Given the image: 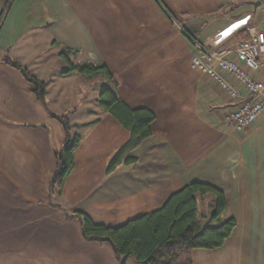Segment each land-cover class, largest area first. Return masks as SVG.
<instances>
[{
  "label": "crops",
  "instance_id": "1",
  "mask_svg": "<svg viewBox=\"0 0 264 264\" xmlns=\"http://www.w3.org/2000/svg\"><path fill=\"white\" fill-rule=\"evenodd\" d=\"M6 5L0 0V57L45 84L46 107L0 58V264H119L108 243L84 240L79 223L66 215L81 212L95 224L119 227L160 209L192 183L221 191L226 210L220 221L236 222L220 249L193 251L192 264H264V116L246 131L234 130L225 117L237 101L190 68L196 49L186 38L209 43L248 17L250 27L260 31L264 0ZM62 53L73 65L106 67L111 82L94 80L130 109L154 115L150 137L133 151L136 164L106 174L129 135L99 109L72 122L77 109L69 100L85 103V96L75 90L78 74L62 76L67 68ZM224 78L247 97L232 77ZM54 117H66L71 133L81 137L59 196L50 195L49 182L65 133ZM206 198L197 196L199 225L216 227L220 223L209 221L214 197ZM198 199L208 201L207 210L199 211Z\"/></svg>",
  "mask_w": 264,
  "mask_h": 264
},
{
  "label": "trees",
  "instance_id": "2",
  "mask_svg": "<svg viewBox=\"0 0 264 264\" xmlns=\"http://www.w3.org/2000/svg\"><path fill=\"white\" fill-rule=\"evenodd\" d=\"M6 1L7 7L15 0ZM3 15L4 12L0 15V23ZM235 38L243 42L248 40V35L243 31ZM0 58L2 63L17 70L23 79L34 87L33 92L37 100L46 107L45 84L7 56ZM61 58L67 63V69L62 73L64 77L76 73L88 79L100 78L110 82L112 80L104 66L89 63L73 65L68 61L67 53H62ZM97 103L129 135L127 141L108 161L106 174L109 175L119 166H131L137 163L133 151L150 137V125L155 117L146 109H130L110 89L100 91ZM54 118L59 121L65 133L62 148L55 154L56 167L49 182L50 195L59 196L66 178L73 171L74 154L81 137L71 133V125L66 117ZM206 195L213 196L215 200V209L209 221L220 223L216 227L201 228L197 219V196ZM225 210L226 200L221 191L211 185L192 183L171 195L160 209L130 220L119 227L95 224L81 212L66 215V218L79 223L84 240L108 243L119 264H123L122 260L129 257H134L138 264H192L193 251L218 250L231 236L236 222L232 218L224 222L220 221Z\"/></svg>",
  "mask_w": 264,
  "mask_h": 264
},
{
  "label": "built area",
  "instance_id": "3",
  "mask_svg": "<svg viewBox=\"0 0 264 264\" xmlns=\"http://www.w3.org/2000/svg\"><path fill=\"white\" fill-rule=\"evenodd\" d=\"M245 22L233 25L206 44H199L185 34L196 49L190 68L213 81L230 99L237 101L225 120L238 132L251 128L264 116V73L261 74L264 64V28L260 31L243 28L241 31L246 30L248 40L235 41L234 33ZM225 75L242 86L247 97L241 98L225 80Z\"/></svg>",
  "mask_w": 264,
  "mask_h": 264
},
{
  "label": "rangeland",
  "instance_id": "4",
  "mask_svg": "<svg viewBox=\"0 0 264 264\" xmlns=\"http://www.w3.org/2000/svg\"><path fill=\"white\" fill-rule=\"evenodd\" d=\"M258 23L261 22L260 18L258 19ZM261 28V27H260ZM64 65V64H63ZM67 69V68H66ZM102 83L99 82L98 80H94V79H88L85 77H82L80 75H77V81L75 84V90L76 92H80V94L85 96V99L83 101H85V103L81 102L78 97L72 96V98L69 100V102H73L72 104L75 105L76 109H77V115L76 117L73 119L72 122L80 121L83 119V117L85 116L86 112L89 111H94L99 109L100 111L102 110L98 103H97V98L99 95V92L103 89L102 88ZM85 86V87H83ZM81 102V103H80ZM71 122V124H73ZM76 129V128H75ZM74 126L72 125V132H74ZM206 198L208 201L210 200V197H212L211 195H207ZM205 199L203 201L200 202V199H198V206H199V211H204L207 210V202ZM121 226V225H120ZM130 262H128L127 264H138L135 260L134 257L130 258ZM126 259L122 260V263L125 264Z\"/></svg>",
  "mask_w": 264,
  "mask_h": 264
},
{
  "label": "water",
  "instance_id": "5",
  "mask_svg": "<svg viewBox=\"0 0 264 264\" xmlns=\"http://www.w3.org/2000/svg\"><path fill=\"white\" fill-rule=\"evenodd\" d=\"M254 7L259 5V3H251Z\"/></svg>",
  "mask_w": 264,
  "mask_h": 264
}]
</instances>
